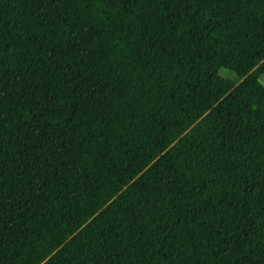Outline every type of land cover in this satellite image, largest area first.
Segmentation results:
<instances>
[{
    "label": "trees",
    "instance_id": "16d2710c",
    "mask_svg": "<svg viewBox=\"0 0 264 264\" xmlns=\"http://www.w3.org/2000/svg\"><path fill=\"white\" fill-rule=\"evenodd\" d=\"M0 264H264V0H0Z\"/></svg>",
    "mask_w": 264,
    "mask_h": 264
},
{
    "label": "rangeland",
    "instance_id": "374dc122",
    "mask_svg": "<svg viewBox=\"0 0 264 264\" xmlns=\"http://www.w3.org/2000/svg\"><path fill=\"white\" fill-rule=\"evenodd\" d=\"M222 75L225 79L230 80L235 84H239L242 81L241 78H239L235 73L232 72L222 71Z\"/></svg>",
    "mask_w": 264,
    "mask_h": 264
},
{
    "label": "snow or ice",
    "instance_id": "6c2138e0",
    "mask_svg": "<svg viewBox=\"0 0 264 264\" xmlns=\"http://www.w3.org/2000/svg\"><path fill=\"white\" fill-rule=\"evenodd\" d=\"M95 2L99 5L101 0H95ZM85 3H87V0H85ZM209 19H211V17H209Z\"/></svg>",
    "mask_w": 264,
    "mask_h": 264
}]
</instances>
